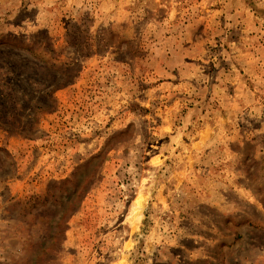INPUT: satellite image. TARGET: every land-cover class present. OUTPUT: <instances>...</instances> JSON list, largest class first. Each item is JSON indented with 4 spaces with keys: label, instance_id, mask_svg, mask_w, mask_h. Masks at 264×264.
<instances>
[{
    "label": "rangeland",
    "instance_id": "rangeland-1",
    "mask_svg": "<svg viewBox=\"0 0 264 264\" xmlns=\"http://www.w3.org/2000/svg\"><path fill=\"white\" fill-rule=\"evenodd\" d=\"M0 264H264V0H0Z\"/></svg>",
    "mask_w": 264,
    "mask_h": 264
}]
</instances>
